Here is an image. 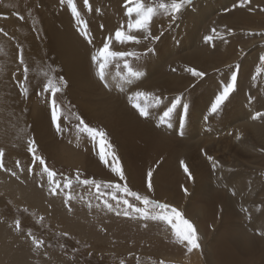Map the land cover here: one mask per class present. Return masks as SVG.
<instances>
[{
  "label": "rangeland",
  "instance_id": "rangeland-1",
  "mask_svg": "<svg viewBox=\"0 0 264 264\" xmlns=\"http://www.w3.org/2000/svg\"><path fill=\"white\" fill-rule=\"evenodd\" d=\"M43 1L0 0V28L8 33V36L0 33V148L5 151L3 158L5 168L17 171L20 177L17 179L6 171L7 189L3 195H0V201H4L5 204L3 208H0V212L5 222L6 232L14 228V221L17 218L21 221V231L19 233L24 240L25 249L23 250H27L25 253L28 254V256L24 254V264H121V261H124V264H161V261H163V264L217 263L212 240L221 228V217L224 212L223 203L220 201L217 205H214V210L206 209V206L214 200L212 198L211 200L206 199L205 196H203L205 199L203 197H193L194 189L192 185L194 184L191 182L190 184L185 183V187L182 188L179 181L173 178L170 172L162 174L156 167H153L152 178L155 181H153V192L149 194L147 192V176L145 174L147 165L145 159L134 162L131 157L127 158L131 178L127 176V173L125 174L128 186L132 190L138 191L142 195L149 194L154 199L176 207L184 214L185 218L195 225L201 248L194 250L192 253H187L186 248L175 241L171 225L163 222L117 216L114 212H108L102 205L98 208L96 205L100 203V199L97 198L94 188L76 182L75 178L78 171L81 179L95 178L99 181L123 183L111 172L110 167L100 161L101 145L99 139L94 142L88 137L87 133H77L76 125L79 123L77 115L82 117L90 127L104 130L98 118L85 115L89 110L101 107L104 98L101 90L103 88L97 86L96 90H84L82 84L76 83L73 77L67 74L63 56L52 50L49 37L52 25L56 26L58 23V14L60 15L59 11L64 9V4L61 3V0L57 4L56 0ZM120 1L118 0L117 5L125 10V0ZM236 1L240 2V0ZM76 2L77 6L83 8V11L81 10L82 16H88L90 11L83 6V0H76ZM89 2L92 7H96V3L100 6L106 5L108 8L114 5L111 0H89ZM234 3L228 7H223V10L218 11L215 15H218L219 12L221 14L229 11ZM261 5L264 8V0H262ZM45 9H47V12L41 13ZM96 10L98 11L94 13L100 15L98 6ZM188 12L187 10L186 14ZM183 13L180 15L181 17L184 16ZM17 14L22 16L23 19H19ZM49 15L51 16L49 17ZM260 16H264V14ZM213 17L212 19H216V17ZM71 20L72 28L85 39L89 46L87 52L85 51V64L89 71L88 78L93 80L90 73L95 69V65L91 62V55L97 48L102 46L107 37L113 35L115 28L109 30V34L104 36L101 31L105 26V22L102 24L100 20L85 19L89 29V37L92 39V43L89 44L88 40L81 34L72 15ZM121 23H126V21L123 20ZM169 28L165 25L163 30L166 31ZM236 30L242 31L243 28H236ZM220 36L222 35L216 37ZM263 38L250 39L249 44L253 40ZM244 40L246 39L244 38ZM219 41L214 42L215 48L218 47L217 42ZM238 45L241 52L237 57H232V60L236 62L241 59L244 53H247L242 44L238 43ZM17 46L23 48L25 62L30 68L27 96L21 94L20 86L17 83V81H23L22 66L18 62ZM241 46L244 49L241 50ZM252 49L250 48L249 51H252ZM128 60L131 65L135 61ZM224 65L225 62L221 64V66ZM49 66L56 70L57 77L62 75L68 81V85L63 92L57 93L55 97L61 106L60 123L64 129L63 132L56 131V126L49 119V117L51 118V94L42 91L45 83L42 73L47 71ZM260 66L264 67V62L260 61ZM142 73L145 72L142 71ZM161 75V72L157 74L155 80L160 79ZM194 86V84H190L188 89L192 90L195 88ZM197 94L198 92L192 95H196L195 98H197ZM192 95L189 96L191 101ZM187 100H185V103H187ZM247 100L249 101L248 97ZM81 101H87L89 107ZM250 101H254V99ZM45 109L47 112H45ZM262 113H264V110H262ZM187 117H189L188 112H186L185 124H189ZM46 129L48 130L45 131ZM104 131L107 133V142L112 145L117 155L120 156L118 153L119 148L116 146L117 143L111 139L112 135H110L109 130ZM179 137L184 138L185 136ZM29 138L36 141L38 149L36 154L44 157L47 166L56 173L54 179L62 180L64 177L73 179L71 192L75 199L71 200L69 205H65L63 196L53 197L48 194L47 176L41 178L34 174L40 171L39 167L34 166L33 174L27 171L29 166H33L32 154L27 151ZM55 149L57 150L55 151ZM105 150L110 149L105 148ZM60 151V155L63 157H59V154H57ZM122 159L124 160L125 156L123 158L120 156L123 165ZM17 160L24 168L23 172H20L16 167ZM256 165L258 168L264 169V156L261 157L260 163ZM0 170L5 171L4 169ZM198 176L200 175L196 172L195 177ZM41 183L44 187L40 186ZM184 188H187V194ZM169 189L171 195L166 197L165 194ZM105 191L111 192V190ZM220 191H223V189L214 187L212 194H218ZM116 195L142 206L134 198L124 196L123 193L117 192ZM105 198H108L110 203L115 204V201L111 200L110 197ZM87 201H91V209H89ZM256 203L258 208L264 209V191L257 194ZM69 206L72 211H68ZM187 206L192 208L187 209ZM197 209H202V215L197 214ZM261 209L257 210L255 208L254 214L264 217V213L260 211ZM41 217H43L42 220ZM247 217L251 221L250 227L238 212H236V215L231 213L227 215L226 220L228 222L234 221L237 224L227 229L225 237L221 238L219 242L222 243L225 240L224 243L232 244L234 235L241 236L242 233L252 238L257 235L256 243H259V239L263 240L264 229L256 230L255 226L253 227V215L247 213ZM144 224H147V227H144ZM29 229L33 235L44 241L43 247L39 249L38 254L35 253V257H32V252H29L31 255L28 253L30 246H33L31 239L27 237ZM65 232L68 233L67 236L63 235ZM10 240L11 234L9 233L4 237V241L9 242ZM243 243L249 244L250 242L246 240ZM45 252L47 255L44 254ZM258 254L261 257L263 252ZM12 256L13 248L9 246L5 262L12 261ZM258 259H253L249 263L244 259L240 263L255 264Z\"/></svg>",
  "mask_w": 264,
  "mask_h": 264
},
{
  "label": "bare ground",
  "instance_id": "bare-ground-1",
  "mask_svg": "<svg viewBox=\"0 0 264 264\" xmlns=\"http://www.w3.org/2000/svg\"><path fill=\"white\" fill-rule=\"evenodd\" d=\"M58 2L59 0H56V4ZM111 2L114 5L110 8L96 3V7L100 8V15H96L94 12L98 10L92 7L88 16L83 17L100 20L102 24L105 22L101 31L104 36H107L109 30L113 28L116 30L119 24L127 19L125 10L117 5L118 0H111ZM234 2L235 0H195L189 9L184 11V16H180L166 31L163 29L165 25L169 27L168 18H155L152 35L163 33L158 41L145 39L136 33L140 35L139 44H120L115 41V30H113L112 50L139 53V59H134V57L128 59L135 60L131 61L133 67L145 73L139 79L133 78L131 83H124L120 79V74L125 71L123 70L124 60L117 58L112 61L108 69L113 84L111 88L103 87L95 75V69L90 73L94 81L89 80V71L85 64V51L87 52L89 46L85 39L72 28L71 11L67 7L66 0L63 3L64 9L59 11L58 23L56 26L52 25L49 37L52 50L63 56L66 72L73 77L76 83L82 84L84 90H96L97 86H102L103 89H100L104 98L101 107L91 109L85 115L98 118L104 130H109L112 135L111 139L117 143L119 155L121 158L125 156L122 160L127 176L131 178L127 164L128 157H131L134 162L145 159L146 176L149 169L156 167L162 174L170 172L182 188L185 187V183L190 184L191 182L194 184L192 185L193 197L205 196L206 199L214 200L206 206V209H213L214 205L222 201L224 212L221 217V228L212 240L216 251L215 256H217L215 264H242L240 262L244 259L249 263L256 258L259 259L255 264H264V239H259V243H256L257 235L252 238L242 233L241 236L234 235L232 244L224 243L225 240L222 243L219 242L225 237L227 229L237 224L226 220V216L230 213L236 215L238 212L249 227L251 221L247 213L252 214L253 227L255 226L256 230L264 229V217L254 214L255 208L261 209L256 203V196L264 191V169L256 165L264 156V151L261 150L264 149V118H252L256 112L264 110V71L257 73V68L264 69L260 66L259 59L264 56V38L253 40L249 44L250 39L264 37L260 35L264 33V16H260L264 14V8L261 5L262 0H249L243 6L238 1ZM232 3L234 4L229 11L215 15L223 10V7H228ZM78 8L80 11L83 9L81 6ZM187 10L188 14H186ZM45 12L47 9L41 13ZM212 16L216 19H212ZM207 28L209 29L206 31ZM213 28L217 30L218 35L222 36L205 43L203 37L211 34ZM236 28H243V30L237 31ZM227 29H232V31L228 32ZM216 40H220L217 42V48L214 47ZM238 43L242 44L247 53H244L236 62L232 60V57H237L241 52ZM242 46L241 50L244 49ZM250 48H253L252 51H249ZM148 49L153 50L149 53ZM224 62L225 65L221 66ZM186 67H195L205 71L207 75L202 79L194 78L185 71ZM233 71L238 73L237 87L221 109L212 114L210 105L224 84L230 82ZM160 72L162 74L160 79L155 80V76ZM118 83L123 84L124 91H120L115 86ZM190 84H194L195 88L188 89ZM137 90L165 97L164 104L151 108L152 114L148 118L139 116L127 98L130 93ZM197 92V98H195L196 95L192 94ZM178 95L182 97V102L177 106L171 118L172 126L159 124L158 117L165 109V105H168ZM190 95H192V101L189 100ZM251 99L254 101H250ZM81 102L89 107L87 101ZM184 104H187V109L183 107ZM46 109L45 112H47ZM186 112L189 113L187 118L190 126L185 124ZM205 117L208 118L205 119ZM60 153L61 151L57 152L59 157H63ZM207 156H212L218 162L215 169ZM181 160L188 165L192 179L184 173L180 166ZM196 172L200 176L195 177ZM6 174V171L0 170V195H3L7 189ZM153 181H155L154 178H152V183ZM214 187H219L223 191L212 194ZM165 195L166 197L171 195L170 189ZM4 204V201H0V208H3ZM186 208L192 207L187 206ZM260 211L264 213L263 208ZM197 214L202 215V209H197ZM4 226L5 222L0 212V264H24L27 250H23L25 249L23 238L14 228L6 232ZM9 233L11 240L5 242L4 237ZM246 240L250 243H243ZM9 246L13 248V260L6 263L5 258ZM29 252H32V257H35L39 249L34 251L33 246H30ZM259 252H263L261 257ZM34 262L36 263L37 260Z\"/></svg>",
  "mask_w": 264,
  "mask_h": 264
},
{
  "label": "snow or ice",
  "instance_id": "snow-or-ice-1",
  "mask_svg": "<svg viewBox=\"0 0 264 264\" xmlns=\"http://www.w3.org/2000/svg\"><path fill=\"white\" fill-rule=\"evenodd\" d=\"M65 0H61V3H64ZM249 0H240V5L248 3ZM67 7L71 11V15L74 17L76 24L81 32V34L88 40V43H92L91 37L88 34V25L86 20L83 18L80 9L77 6L76 0H66ZM193 4V0H125V16L127 17L126 23H121L120 26L115 30L114 39L117 43L127 44V43H140V35L145 39H151L152 41H158L160 35H152V25L153 21L157 17H165L169 20V27H171L180 17L184 10ZM83 6L87 8L88 11H92V5L89 0H83ZM19 19H23L22 16L17 14ZM228 32H231L232 29H227ZM0 33H3L4 36H8V33L4 31L3 28H0ZM136 33L140 34L137 35ZM218 35L217 30L213 28L211 34L205 35L203 40L205 43L213 41ZM264 35V33H260ZM223 38V37H221ZM113 41V36L106 38L105 42L101 47L97 48L91 55V62L95 65V75L98 80L102 83L103 87L111 88L113 86L110 80V73L108 71L112 61L117 58H122L123 63V74H120V79L124 83H131L133 78L139 79L143 73L135 69L130 63L128 58L134 57L139 59L140 54L135 51H114L111 48ZM18 47V62L22 66L23 81H17L20 86V91L22 95L27 96L28 87L27 81L29 77L30 68L25 62L23 48ZM153 49H148L150 53ZM261 62H264V56L260 58ZM238 67V66H237ZM175 71V69H173ZM185 71L190 73L192 77L202 79L207 74L205 71L199 70L195 67H186ZM264 71V69L257 68V73ZM45 78V83L43 84L42 91L45 93L51 94V121L56 126L58 132H63L61 127L60 117L62 115L61 106L56 100V94L63 92L64 88L67 87L68 81L61 75L56 76V70L51 66L48 67L47 71L42 73ZM238 73L233 71L231 74L230 82H226L219 92L215 96L214 102L210 105V111L212 114L217 113L221 107L229 100L231 94L237 87ZM116 87L120 91H124L123 84H116ZM128 101L131 103L132 107L138 112L139 116L148 118L151 116L150 109L153 107H159L164 104L165 97L161 95H156L152 92L137 90L128 95ZM151 101V103H150ZM182 97L176 96L172 99L168 105H165V109L162 111V114L159 115L158 121L161 125H167L171 127V118L174 112L177 109L178 105H181ZM183 107L187 109V104H184ZM208 117H205L207 119ZM253 119L264 118V113L256 112L252 117ZM77 120L79 123L76 125L77 133L85 132L88 137L94 142L99 139L101 145L99 159L100 161L110 167L111 172L115 174L120 182L123 183H113L109 181H99L95 178L81 179L79 172L77 171L76 182L88 186L89 188H94L96 196L100 199V203L96 207L103 206L108 212H114L117 216H124L134 219H142L144 221H157L163 222L165 224L171 225L172 233L175 238V241L180 245H183L186 248L187 253H192L194 250H199L201 245L199 243V236L195 225L187 218L184 214L179 211L176 207L171 206L168 203L161 202L158 199L152 198L149 194L153 192V171L149 169L147 172V192L149 194H141L138 191L132 190L128 186L127 176L125 174L124 167L120 161V157L117 155L116 151L112 148V145L107 142V133L103 129H97L90 127L82 117L77 115ZM105 148L110 150H105ZM37 145L36 141L33 138H29L27 141V151L32 154V165L29 166L27 171L30 174L34 173V166L39 167L40 171L35 172L34 174L43 178L47 176L48 182V194L50 196H63L65 205H69V202L75 197L71 192L73 185V179L71 177H64L62 180H56L54 177L56 173L47 166L46 160L44 157L37 155ZM264 151V149H261ZM5 151L3 148H0V169H4L11 173L12 176L19 179L17 171L12 169H6L3 158ZM207 159L212 162V167L215 169L218 162L214 160L212 156H207ZM180 166L183 168L184 173L187 174L189 179H192V174L189 170L188 165L181 160ZM16 167L20 172L24 171V168L21 167L20 162L16 161ZM41 187L44 185L41 183ZM111 190V192L105 191ZM185 193L187 194V188H184ZM117 192L123 193L124 196L134 198L137 203L130 202L129 199L118 197ZM235 195V192H233ZM115 201V204L110 203L108 198ZM89 209L92 208L91 201H87ZM159 210V211H152ZM27 211V209H25ZM68 211H72L71 207H68ZM43 217H41V220ZM178 221V223H177ZM144 227H147V224H144ZM15 231H21V221L16 219L14 221ZM64 236H67L68 233H63ZM27 237L31 239V243L34 246L33 250H37L43 247L44 241L38 239L35 235L32 234V231L29 229L27 232ZM47 255V253H44ZM121 264H124V261H121ZM163 264V261H161Z\"/></svg>",
  "mask_w": 264,
  "mask_h": 264
}]
</instances>
